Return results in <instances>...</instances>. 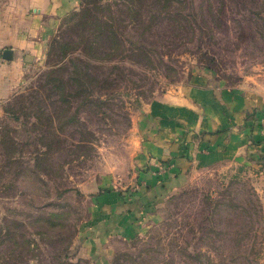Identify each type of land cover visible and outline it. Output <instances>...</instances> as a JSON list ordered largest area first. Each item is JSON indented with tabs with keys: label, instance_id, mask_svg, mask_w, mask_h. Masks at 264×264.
Wrapping results in <instances>:
<instances>
[{
	"label": "rangeland",
	"instance_id": "374dc122",
	"mask_svg": "<svg viewBox=\"0 0 264 264\" xmlns=\"http://www.w3.org/2000/svg\"><path fill=\"white\" fill-rule=\"evenodd\" d=\"M73 1L40 28L41 67L0 101V264H264V200L246 167L171 192L103 261L79 242L96 194L137 186L141 107L196 76L264 93V0Z\"/></svg>",
	"mask_w": 264,
	"mask_h": 264
},
{
	"label": "crops",
	"instance_id": "0c3cea01",
	"mask_svg": "<svg viewBox=\"0 0 264 264\" xmlns=\"http://www.w3.org/2000/svg\"><path fill=\"white\" fill-rule=\"evenodd\" d=\"M0 3V50H12V58L0 62L2 101L41 67L45 39H39L40 28L46 36L76 1L16 0L18 8ZM2 10L7 16L17 11L19 21L13 15L8 23ZM131 133L137 189L113 188L94 196L93 217L79 238L86 257L105 260L113 241L135 236L168 194L221 166L253 170L264 200L263 92L196 76L141 107Z\"/></svg>",
	"mask_w": 264,
	"mask_h": 264
},
{
	"label": "water",
	"instance_id": "95a60500",
	"mask_svg": "<svg viewBox=\"0 0 264 264\" xmlns=\"http://www.w3.org/2000/svg\"><path fill=\"white\" fill-rule=\"evenodd\" d=\"M4 59L9 60L12 58V50L6 49L3 53Z\"/></svg>",
	"mask_w": 264,
	"mask_h": 264
},
{
	"label": "built area",
	"instance_id": "2783aa9c",
	"mask_svg": "<svg viewBox=\"0 0 264 264\" xmlns=\"http://www.w3.org/2000/svg\"><path fill=\"white\" fill-rule=\"evenodd\" d=\"M0 60H1V58H0ZM128 190H131L132 192H135L136 191V189H137V186L135 187V188H133V189H130V188H127Z\"/></svg>",
	"mask_w": 264,
	"mask_h": 264
},
{
	"label": "trees",
	"instance_id": "16d2710c",
	"mask_svg": "<svg viewBox=\"0 0 264 264\" xmlns=\"http://www.w3.org/2000/svg\"><path fill=\"white\" fill-rule=\"evenodd\" d=\"M9 49V48H8Z\"/></svg>",
	"mask_w": 264,
	"mask_h": 264
}]
</instances>
